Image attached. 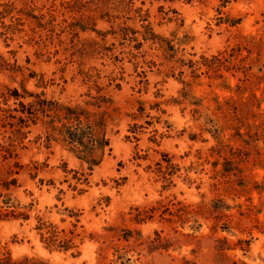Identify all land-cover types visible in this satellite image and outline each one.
Returning <instances> with one entry per match:
<instances>
[{
  "label": "rangeland",
  "instance_id": "rangeland-1",
  "mask_svg": "<svg viewBox=\"0 0 264 264\" xmlns=\"http://www.w3.org/2000/svg\"><path fill=\"white\" fill-rule=\"evenodd\" d=\"M38 100L105 112L97 165ZM5 199L14 261L264 264V0H0Z\"/></svg>",
  "mask_w": 264,
  "mask_h": 264
},
{
  "label": "trees",
  "instance_id": "trees-1",
  "mask_svg": "<svg viewBox=\"0 0 264 264\" xmlns=\"http://www.w3.org/2000/svg\"><path fill=\"white\" fill-rule=\"evenodd\" d=\"M12 96L15 100H18L19 95L16 91L12 92ZM99 106L105 104L107 100L98 97ZM49 104V105H48ZM21 105V114L24 117H19L18 121L21 125H25L28 121L36 116L37 113L47 114L49 111L54 112L53 116H48L50 118L56 119L58 122H65L61 124L60 130H64V136L71 146L77 149L80 154V159L84 160L90 166H95L98 164V160L94 159V153L99 150H103L104 147L108 146V139L104 138L103 135L100 136V129L104 128L105 124V112L101 113L97 121L92 120L94 115L90 114L86 110L80 108H64L61 106L54 105L52 110V104H47L44 101L38 100L36 102L30 103L26 106ZM49 106V109H48ZM20 208L15 206L9 199L2 201V207H0V221L7 219H22L26 220L27 216L23 212H19ZM47 229V234L49 236L44 238L46 248L57 249L67 251L72 248L71 240H58L56 232L51 226H41L39 230ZM0 264H30L27 259L23 261H14L10 258L7 253H0Z\"/></svg>",
  "mask_w": 264,
  "mask_h": 264
}]
</instances>
